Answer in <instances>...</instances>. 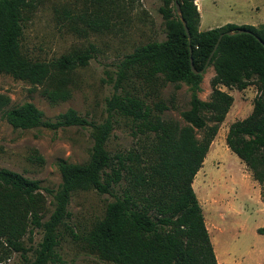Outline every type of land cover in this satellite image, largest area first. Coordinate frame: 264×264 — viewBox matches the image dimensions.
<instances>
[{"label": "rangeland", "instance_id": "rangeland-1", "mask_svg": "<svg viewBox=\"0 0 264 264\" xmlns=\"http://www.w3.org/2000/svg\"><path fill=\"white\" fill-rule=\"evenodd\" d=\"M232 1L201 0L204 19L200 31H207V22L234 16L235 12L227 8ZM166 2L176 17L173 0H24L17 21L20 54L48 66L70 55H80L85 62L56 76L66 81L69 93L66 100L56 102L42 94L43 86L0 75V94L10 99L8 109L29 103L41 114V123L28 129L12 128L0 115V171L38 183L43 198L40 222L46 223L55 211L56 193L63 186V168L88 165L100 133L105 134L98 157L101 191L92 185H74L69 192L58 227V261L43 254L42 230L28 225L22 240L16 243L22 251H8L2 258L8 259L2 264H37V259L41 264H115L93 246L92 230L104 221L108 206L118 200L127 205L128 201L121 199L126 190L134 202L130 204L139 210L137 194L141 190L137 183L147 172L149 147L155 141L151 127L157 123L183 126L181 114L191 110L193 99L211 102L214 90L230 96L232 102L217 125L192 188L201 206L202 189L212 183L221 186L222 202L233 210L225 232L220 234L224 255L217 262L264 264V235L256 232L264 227V213L260 211L264 206L249 187L252 179L247 177L246 167L225 144L229 126L251 114L257 88L251 85L237 90L217 85L213 89L212 65L201 74L197 89L183 83L176 86L154 72L150 64L141 65L139 61L120 68L122 61L140 48L166 40L168 29L161 13ZM198 114L208 125L213 124L209 109L199 108ZM201 134L197 132V136ZM116 159L122 160L125 172H121L122 180L112 191Z\"/></svg>", "mask_w": 264, "mask_h": 264}, {"label": "trees", "instance_id": "trees-1", "mask_svg": "<svg viewBox=\"0 0 264 264\" xmlns=\"http://www.w3.org/2000/svg\"><path fill=\"white\" fill-rule=\"evenodd\" d=\"M195 1L177 0L190 41L181 21L177 16L173 18L166 2L161 12L168 29L166 40L140 48L122 61L120 68L139 61L141 65L150 64L154 72L163 74L168 82L176 86L183 83L197 89L201 75L193 74L190 60L194 69L201 71L219 35L224 34L209 63L215 74L211 86L213 89L221 85L227 89L235 87L244 90L253 85L258 91L251 114L229 126L225 144L263 191L264 25L258 28L226 25L201 32L198 30L199 13ZM23 4L24 0H0V75H10L32 86H43L42 94L50 102L66 100L69 97L66 81L56 76L83 64L85 59L80 55L64 56L48 66L24 58L19 50L17 25ZM238 30L246 32L225 34ZM52 81L54 85L50 86ZM231 102L230 96L214 90L211 102L193 99L191 110L181 114L185 123L183 126L157 123L151 127L155 141L149 147L147 172L144 178L140 176L137 183L141 190L137 194L139 210L130 204L133 201L126 190L121 199L128 201L127 205L118 200L108 206L104 221L91 232L93 246L104 253V258L115 264H218L192 184L216 136L217 125L223 121ZM9 105L10 99L0 94V115L12 128H34L41 123L40 112L31 104L8 109ZM199 108L213 113L212 125H208L198 114ZM197 132L202 134L197 136ZM104 137L105 134L98 133L88 165L63 168V186L56 193V208L46 223L40 222L39 210L42 209L43 198L38 183L5 170L0 171V264L8 259H2L8 251H22L18 250L16 243L22 240L28 225L42 230L43 254L49 260L58 261L55 253L58 227L65 215L69 192L74 185L77 188L92 185L101 191L98 175L102 166L98 157ZM34 159L41 161L36 155ZM116 160L118 169L110 181L112 191L122 180L121 172H125L122 160ZM256 232L264 235V227ZM87 251L90 253L92 249L88 247ZM37 261L41 264V260Z\"/></svg>", "mask_w": 264, "mask_h": 264}, {"label": "crops", "instance_id": "crops-1", "mask_svg": "<svg viewBox=\"0 0 264 264\" xmlns=\"http://www.w3.org/2000/svg\"><path fill=\"white\" fill-rule=\"evenodd\" d=\"M200 2L201 0H196V7L199 13V31L201 25H203L204 19L202 13L203 9L200 5ZM227 8L229 9V11L235 12L234 16L222 20L219 19L218 21L213 20L207 22L210 24L206 29L207 31L218 29L226 25H234L237 27L250 26L254 28H258L264 25V0H233L232 2L227 4ZM244 14L249 15L245 17ZM247 173V177H250L251 179L250 173L248 171ZM250 181L251 184L249 185V187L254 190L255 198L264 206V203L261 202L260 186L255 181ZM192 185L194 186V183ZM221 189V186L214 183H212L211 185H207L202 189L204 199L201 204L205 225L208 230L217 261L224 255L222 248L220 247V234H223L225 232L224 227L227 226V218L234 215L230 205L226 202H222L223 198ZM260 211L264 213V207L260 209Z\"/></svg>", "mask_w": 264, "mask_h": 264}, {"label": "water", "instance_id": "water-1", "mask_svg": "<svg viewBox=\"0 0 264 264\" xmlns=\"http://www.w3.org/2000/svg\"><path fill=\"white\" fill-rule=\"evenodd\" d=\"M174 7H175L176 14H177L178 18L180 19L181 24H182V26H183V28H184V31H185V33H186V35H187V37H188V41H190V34H189V31H188V28H187L186 22L184 21V19H183V17H182V14H181V11H180V8H179V4H178L177 0H174ZM243 32H246V31L238 30V31H236V32H226L225 34L229 36V35L239 34V33H243ZM223 35H224V34H220V35H219V37H218V39H217V42H216V44H215L214 50H213L212 53L210 54L209 58L207 59V61H206V63H205L204 68H203L201 71H196V70L194 69V67H193V63H192V61L190 60V66H191V70H192L193 74H195V75H201V74H203L204 70L208 67V65H209V63H210V60H211V57H212V55H213V52H214L215 49L217 48V46H218V44H219L221 38L223 37ZM258 41L261 42L260 40H258ZM190 52H191V49H190Z\"/></svg>", "mask_w": 264, "mask_h": 264}, {"label": "bare ground", "instance_id": "bare-ground-1", "mask_svg": "<svg viewBox=\"0 0 264 264\" xmlns=\"http://www.w3.org/2000/svg\"><path fill=\"white\" fill-rule=\"evenodd\" d=\"M218 256V255H217ZM219 257V256H218ZM221 260V259H220ZM257 261H258V259H257Z\"/></svg>", "mask_w": 264, "mask_h": 264}]
</instances>
